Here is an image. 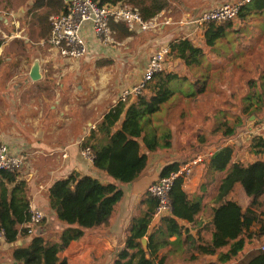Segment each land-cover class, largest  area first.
I'll return each instance as SVG.
<instances>
[{"label": "crops", "instance_id": "0c3cea01", "mask_svg": "<svg viewBox=\"0 0 264 264\" xmlns=\"http://www.w3.org/2000/svg\"><path fill=\"white\" fill-rule=\"evenodd\" d=\"M22 1L20 0L19 3ZM167 1V7L157 16L166 19L169 24L161 25L154 30L131 32L130 36L116 41V45L107 46L98 43L92 35L90 24H84L81 35L87 44V54L77 60L63 59L46 45L32 43L33 46H28L26 39L20 42L12 40L13 36L5 41L4 48L0 45V143L7 145L11 152L24 158V164L18 171L17 178L26 185V196L30 208L39 210L43 214L41 221L32 227L29 237L20 236L14 244L0 242V264H22L13 259L12 252L15 247L28 244L32 234H40L50 242H54L57 234L64 229L72 231L75 229V226L69 227L60 223L49 209L47 190L54 182L67 178L71 174L91 176L102 183L114 182L105 172L95 169L92 161L81 154V150L87 147L86 143L95 147L109 143L106 132L100 128L103 118L120 103L119 98L122 92L139 80L149 56L154 51L168 46L172 40L178 38H188L192 44L205 49L207 61L214 63L212 68L205 70L209 90L217 88L230 90L236 86L241 87L240 83L243 84L246 80L244 74L247 71L260 72L258 76L264 77V60H257L259 57L264 58V40L252 43L249 50L242 51L239 47L232 49L228 44L230 47L228 52H216L214 46L205 48L203 34L206 25L195 28L189 24L190 20L199 13L235 0ZM256 2L258 0H252V3ZM32 3L33 0L24 1L19 7V12L22 15L25 14L24 7H30ZM250 4L251 2L246 6ZM32 13L33 11L29 12L25 21L30 22ZM250 13V17L256 15L262 18L264 10L251 9ZM250 17L239 19L238 27L233 28L234 22L231 23L234 32H239L240 26H249L248 28L251 29ZM0 23L7 28L10 25L3 14H0ZM32 27L35 29L33 25ZM33 28L30 31L31 34L34 33ZM7 30L5 28L1 30L3 40L9 35ZM221 41L226 42V38L219 40ZM17 43L24 44L23 51L13 50ZM35 59H38L40 63V78L32 81L29 73ZM170 59L167 56L164 64V69L168 71L171 69ZM117 63L120 65L119 68ZM131 66L137 67L138 74L132 80H128L127 71ZM214 75H218L219 80ZM257 79L247 80L252 96L255 95ZM133 100L131 98L124 103L125 108ZM242 100L241 105H243ZM257 103L260 104V102ZM222 105L229 108L231 101L223 100ZM253 109L255 112L250 114ZM228 110L226 109L224 113L229 112ZM212 114L220 115L218 111L215 113L213 111ZM123 116L124 113L113 131L120 127ZM244 118L249 121L264 120V109L253 104L249 109L238 110L236 114L229 112L213 120L238 123ZM228 122L226 125H230ZM233 128L239 129L231 139L223 138L226 130L221 132L223 144L218 147H230L234 156L237 152L235 145L241 146L240 158L238 159L236 154L233 161L260 160L264 162V155L257 153L259 149L253 148L256 138L264 141V137L246 138L242 146L240 143L243 135L247 132L251 134L253 130L245 125H236ZM218 147L212 148L208 153H202L204 155L195 154L193 159L185 164L188 165L198 157L201 158L191 167L189 176L183 177L182 189L189 201L199 203V209L191 221L177 220L181 233L167 237L164 227H160V222L156 226L150 222L147 233L143 237L146 241V250L142 247L145 256H151L148 247L151 249L153 245L158 246L165 242L158 247L153 256L155 263L245 264L251 252L258 249V245L264 242V200H261L260 207H249L250 199L245 196L242 188L236 185L228 198L237 202L249 217L255 218L252 223L243 227V249L232 259H228L225 255L228 252V246L215 253L205 251L213 233L211 220L214 208L218 204L216 202L218 188L230 169V166L221 172L210 169L209 159ZM166 150L169 149L154 153L144 151L148 160L142 175L128 184L114 182L121 189L122 197L115 206L107 226L84 229L80 239L71 240L59 253L60 261L63 260L67 264H112L114 262L126 245L131 225L135 220L143 218L147 211L152 210L153 205L148 202L150 196L148 187L159 179L164 166L179 160L176 155L174 161L169 160L172 156L166 154ZM12 186L8 185V188ZM243 204H246V207H243ZM24 227H19V230ZM156 229L160 231L154 235L153 244H149L148 235ZM133 253H136V250ZM138 257L139 255L136 254L133 263Z\"/></svg>", "mask_w": 264, "mask_h": 264}, {"label": "trees", "instance_id": "16d2710c", "mask_svg": "<svg viewBox=\"0 0 264 264\" xmlns=\"http://www.w3.org/2000/svg\"><path fill=\"white\" fill-rule=\"evenodd\" d=\"M91 1L100 6L127 4L137 9L143 20L152 19L168 4L167 0ZM67 8L68 4H65L63 0H33L30 7V10L33 11L31 21L37 30V38L45 40L51 28L49 17L66 12ZM251 9L264 10V0L245 5L239 13L238 19L247 18L246 15L251 14ZM110 28L114 32L116 41L131 35L123 23H111ZM228 31L234 32L230 22L220 25L206 24L203 34L205 48L215 46ZM168 47V57L179 61L185 68L199 71L204 65L205 49L192 44L190 39L172 40ZM204 73L206 72L204 71ZM203 74L193 81L181 77L174 71L163 70L148 83L146 92L144 91L143 94L134 98L126 108L125 104L120 102L110 110L104 116L100 127L102 131L106 132L109 143L101 147L85 144L91 151L94 168L105 172L114 182L128 184L136 181L147 166L148 159L144 151L154 153L161 149L171 148V134L169 132L157 134L156 125L152 121L153 116L159 112L161 105L167 103L178 93V88H174L177 83L187 82L189 84L190 89L187 91L186 97L191 98L195 94H203L205 82L200 78ZM179 90V93L184 95L181 89ZM251 97L255 98V95ZM254 112L253 109L250 114ZM122 113H124L122 124L113 131ZM222 125H225L226 130L223 133L224 139H229L236 133L237 128L227 127L226 122H223ZM197 138L199 147H205L203 135L198 134ZM253 148L259 149L256 150L257 153L264 155V141L261 138H256ZM193 157H182L176 162L167 164L161 170L159 178L168 177L178 172ZM208 165L215 172L224 171L228 166L230 169L218 188L216 199L218 204L214 208L211 220L213 233L205 251L215 253L228 246L229 249L225 255L228 259H232L243 249V227L252 223L255 218L249 217L241 206L229 199L228 196L234 186L239 185L245 196L250 199L249 207H260L261 200H264V162L260 160L255 162L233 161V150L228 146H223L218 147L210 157ZM18 175V171L0 172V232L3 233L6 244H14L20 236L29 237V200L26 196V185L23 181L18 180ZM114 182L102 183L91 176H79L78 174H71L67 178L54 182L47 190L49 209L60 223L69 227L75 226V229L73 231L64 229L60 234H57L54 242H50L40 234H32L28 244L13 249V259L22 264H67L63 260L60 261L58 255L71 240L80 239L84 229L107 226L115 206L122 197L121 189ZM182 183L183 177L181 176L174 180L169 193L171 212L160 221V227H164L167 237L179 235L181 227L177 220L191 221L199 209V203L187 199L182 189ZM8 185L13 186L8 188ZM148 202L153 205L152 210L147 211L143 218L135 220L131 225L126 245L112 264H162L155 263L153 256L158 247L165 242L158 246L153 245L151 249L148 247L150 257L145 256L140 244V240L147 233L156 206V200L153 197L149 196ZM23 226L25 227L19 230V227ZM159 229L148 235L149 244H153L154 235L159 233ZM134 250L136 253H133ZM136 254L139 257L133 263ZM245 264H264V251L259 248L253 250Z\"/></svg>", "mask_w": 264, "mask_h": 264}, {"label": "rangeland", "instance_id": "374dc122", "mask_svg": "<svg viewBox=\"0 0 264 264\" xmlns=\"http://www.w3.org/2000/svg\"><path fill=\"white\" fill-rule=\"evenodd\" d=\"M23 0L21 3L20 0H16V2H13V0H0V14H3L6 16V19L9 20L10 25L4 27L3 24L0 23V45L4 48L5 41H8L9 37H12V40H18L22 42L23 39H26L28 46H33L32 43L36 44L42 41L43 39L36 38L37 37V30L32 27L33 22L31 21H25L27 20V16L29 12L31 11L28 9L29 6L26 8L24 7L25 14H21L19 12V7L23 5ZM31 7V6H30ZM29 7V8H30ZM13 11V12H11ZM15 20H18L20 22V28L17 30L12 25L13 18ZM54 16V15H51ZM247 17H250V15H246ZM261 17L253 15L249 18L250 28L240 26L239 32H230L228 31L225 34L226 42L221 41L217 42L214 46V50L221 51L223 53L228 52L229 45L232 49L240 48L242 51L251 49L252 43H257V41H263L264 40V15ZM27 22L29 24L25 25ZM239 19L233 23V28L238 27ZM8 29V36L4 37L5 40L2 39L1 30L2 29ZM33 28L34 33H30L31 29ZM18 32V36L16 33ZM115 38V37H114ZM38 39V40H37ZM4 41V42H3ZM116 41V39H115ZM24 44L17 43L13 50L16 52L23 51ZM6 48V47H5ZM203 60V66L205 70H208L214 66L213 62L207 61L206 55L204 56ZM257 60H264V58H257ZM105 63V62H104ZM169 64L171 69L169 71H174L181 77H186L190 80H195L197 77H199L201 74L204 73L203 66L201 67V70L199 68H196L199 71H196L194 69H187L183 66L182 63H180L177 60H171L169 61ZM118 68L120 67L119 63H117ZM167 70V69H166ZM168 71V70H167ZM260 72L253 73L251 71H247L244 76L246 80H244L243 84H241V87H235L230 90H222L220 88L214 89V91L207 89V74L204 73L201 79L204 80V93L203 94H195L191 98L186 97L187 91L190 89L189 84L187 82H181L174 85V88H178V93L174 95L167 103L161 105V108L158 113H156L153 116V124L156 125V131L157 134H162L169 132L171 134V148L169 150H166V154H170L172 158H169V160L174 161L175 155L176 158L181 159L182 157L186 156H194L195 154H202L204 152L208 153L211 151L212 148L218 147L223 144L222 141V133L225 131V125L223 124L222 120H213L220 118L222 116H225L231 112H235V114L239 111H242L244 109H249L252 107L253 104H256L259 106L260 109H264V77L263 75H259ZM137 67L131 66L127 71V79L132 80L136 75ZM222 75V74H220ZM232 75V74H230ZM218 80L219 76L214 75ZM205 77V79H204ZM241 78H244L240 76ZM249 78H258L255 85H256V91H255V98L251 97L252 93L249 91ZM179 89H181L183 94L179 93ZM193 90V89H191ZM146 92V91H145ZM233 95L229 94L231 93ZM143 94V93H142ZM243 99V100H242ZM223 100L231 101V105H229V108L225 105H222ZM241 100L242 104L241 105ZM211 101V102H209ZM257 102H260L258 104ZM226 109H229V112L224 113ZM214 111H221L219 114H212ZM253 111V110H252ZM227 124V120H225ZM260 122H263L260 124ZM227 125L229 127H234L236 125H245L249 126L253 132L250 134L247 132V134H244L242 137V142L240 143L243 146V143H245L246 138H252L253 136L257 137H264V133L260 130V127L264 125V120H252L249 121V119L244 118L243 120L237 122H231L229 121ZM232 124V125H231ZM149 129V128H148ZM239 128L236 129V132ZM219 130V132H217ZM150 131V129L148 130ZM247 131V130H246ZM201 134L205 138V147H199L198 145V138L197 135ZM235 134L230 137L233 138ZM245 146V144H244ZM240 148L241 146L237 147L235 145V149L237 152L234 154V158L237 157L240 158ZM163 150V149H161ZM160 150V151H161ZM204 155V154H202ZM242 157V156H241ZM243 158V157H242ZM243 207H246V204H243ZM260 245H258L259 248Z\"/></svg>", "mask_w": 264, "mask_h": 264}, {"label": "built area", "instance_id": "2783aa9c", "mask_svg": "<svg viewBox=\"0 0 264 264\" xmlns=\"http://www.w3.org/2000/svg\"><path fill=\"white\" fill-rule=\"evenodd\" d=\"M252 0H235L223 3L209 10L199 13L190 20L195 28H202L206 24L216 25L233 23L238 20L242 8ZM9 16H11L9 14ZM13 18V16H11ZM50 33L45 40L39 42L46 45L63 59L77 60L87 54V44L81 35L84 24H90L94 39L102 45H116L114 32L110 28L111 23H123L129 32L148 31L157 29L161 25L169 24L166 19L155 16L150 20H143L137 9L127 4L98 5L91 0H73L68 4L66 12L50 16ZM12 25L15 29L20 28V22L13 18ZM18 36V32L16 33ZM169 54V47H160L148 58L146 66L139 80L125 89L120 95L119 102L126 103L131 98H136L145 90L148 83L159 72L165 70V59ZM264 133V125L260 127ZM81 154L92 161L93 157L89 147H83ZM200 157L188 165L182 166L178 172L157 179L147 189L149 195L156 200V206L151 217V223L155 226L162 218L171 212L169 193L173 182L179 176H189L191 167L200 161ZM24 164V158L10 151L9 147L0 143V172L13 173L19 171ZM30 220L28 233H32V227L36 226L43 214L39 210H33L29 206ZM264 235V234H263ZM4 241L3 233L0 232V242ZM264 251V242L260 245Z\"/></svg>", "mask_w": 264, "mask_h": 264}, {"label": "water", "instance_id": "95a60500", "mask_svg": "<svg viewBox=\"0 0 264 264\" xmlns=\"http://www.w3.org/2000/svg\"><path fill=\"white\" fill-rule=\"evenodd\" d=\"M73 0H63V2L65 4H69L71 3ZM39 60L38 59H35L32 63V66H31V69H30V73H29V78L30 80L32 81H37L39 78H40V73H39ZM141 242V245L143 247L144 250H146V241L144 238H142L140 240Z\"/></svg>", "mask_w": 264, "mask_h": 264}]
</instances>
